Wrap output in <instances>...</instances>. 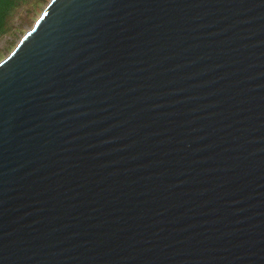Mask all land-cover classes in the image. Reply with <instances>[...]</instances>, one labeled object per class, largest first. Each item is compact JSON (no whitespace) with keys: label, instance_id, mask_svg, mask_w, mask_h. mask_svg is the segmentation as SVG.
Returning <instances> with one entry per match:
<instances>
[{"label":"water","instance_id":"95a60500","mask_svg":"<svg viewBox=\"0 0 264 264\" xmlns=\"http://www.w3.org/2000/svg\"><path fill=\"white\" fill-rule=\"evenodd\" d=\"M0 264H264V0H50L0 61Z\"/></svg>","mask_w":264,"mask_h":264},{"label":"trees","instance_id":"16d2710c","mask_svg":"<svg viewBox=\"0 0 264 264\" xmlns=\"http://www.w3.org/2000/svg\"><path fill=\"white\" fill-rule=\"evenodd\" d=\"M35 1H39V0H0V44L5 39L7 40L14 32L23 29L26 25H28L29 22H27L28 19L26 15L28 14L29 11V5ZM49 1L50 0L46 2L45 6ZM43 9L37 15L35 20L31 23L29 29L33 27L36 20L42 13ZM28 30H26L20 36L19 40ZM17 43L15 44V46L17 45Z\"/></svg>","mask_w":264,"mask_h":264},{"label":"rangeland","instance_id":"374dc122","mask_svg":"<svg viewBox=\"0 0 264 264\" xmlns=\"http://www.w3.org/2000/svg\"><path fill=\"white\" fill-rule=\"evenodd\" d=\"M48 0H39L32 2L29 5V11L26 15L28 21V25H26L23 29L17 30L14 32L6 41L4 40L0 44V61H2L14 48L15 44L19 41L20 36L30 28L31 23L35 20L37 15L41 12L44 8L46 2Z\"/></svg>","mask_w":264,"mask_h":264}]
</instances>
